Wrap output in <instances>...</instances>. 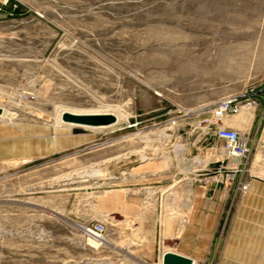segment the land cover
I'll return each instance as SVG.
<instances>
[{
  "label": "rangeland",
  "instance_id": "374dc122",
  "mask_svg": "<svg viewBox=\"0 0 264 264\" xmlns=\"http://www.w3.org/2000/svg\"><path fill=\"white\" fill-rule=\"evenodd\" d=\"M249 88L264 0H0V264H264L263 106L213 112ZM220 126L247 137L233 171Z\"/></svg>",
  "mask_w": 264,
  "mask_h": 264
},
{
  "label": "built area",
  "instance_id": "2783aa9c",
  "mask_svg": "<svg viewBox=\"0 0 264 264\" xmlns=\"http://www.w3.org/2000/svg\"><path fill=\"white\" fill-rule=\"evenodd\" d=\"M264 89H245L234 94H230L222 97L214 108L215 117L220 119L225 114L237 113L242 107L243 101H249L252 103L253 107L259 105V102L262 104L264 109ZM217 137L223 141V151L226 155V158L229 160V165L233 169L238 164H241L243 161H246L249 156V148L247 145V137L245 134L240 133L238 130L233 128L218 127ZM242 188H246L245 185H242ZM84 233L87 236V243L90 247H95L97 244L101 243L104 240V226L101 223H96L92 226L84 228Z\"/></svg>",
  "mask_w": 264,
  "mask_h": 264
},
{
  "label": "water",
  "instance_id": "95a60500",
  "mask_svg": "<svg viewBox=\"0 0 264 264\" xmlns=\"http://www.w3.org/2000/svg\"><path fill=\"white\" fill-rule=\"evenodd\" d=\"M2 109L0 107V113ZM61 120L63 122H71L79 127H97L108 126L116 121L115 115L111 113H71L64 111L61 113ZM162 264H192L190 257L180 255L174 252H166L162 258Z\"/></svg>",
  "mask_w": 264,
  "mask_h": 264
},
{
  "label": "bare ground",
  "instance_id": "6f19581e",
  "mask_svg": "<svg viewBox=\"0 0 264 264\" xmlns=\"http://www.w3.org/2000/svg\"><path fill=\"white\" fill-rule=\"evenodd\" d=\"M68 110L69 112H71V113H90V112H97L99 109H97V110H90V109H88V110H78V109H67V108H64V107H62L60 110H59V114H61L62 113V111L63 110ZM101 110V109H100ZM103 111V110H102ZM101 111V112H102ZM109 111V110H108ZM64 112V111H63ZM104 112V111H103ZM107 112V111H106ZM98 113V112H97ZM115 114V113H114ZM117 116V115H116ZM61 123V122H60ZM54 124H58V121L55 119L54 120ZM64 124V123H63ZM68 124H70V122L68 123ZM73 124V123H72ZM109 126V125H108ZM70 127V126H69ZM87 127H89V126H87ZM101 127V126H100ZM99 128V127H98ZM180 153V152H179ZM161 154H163V153H161ZM168 166V165H167ZM183 170V169H182ZM98 171V169L97 168H94V169H92L91 170V168H90V170L89 171H86V173H88V174H93V173H96ZM84 172V171H83ZM99 172V171H98ZM76 174V173H75ZM97 174V173H96ZM150 190V189H149ZM148 191V190H147ZM150 192H153V190H151ZM175 195V194H174ZM168 246V245H167ZM166 252H172L171 251V249L170 248H167V249H164V251L162 252V254H161V257H160V260H159V264H162V258H163V255H164V253H166ZM192 262V261H191ZM193 264V263H192Z\"/></svg>",
  "mask_w": 264,
  "mask_h": 264
},
{
  "label": "crops",
  "instance_id": "0c3cea01",
  "mask_svg": "<svg viewBox=\"0 0 264 264\" xmlns=\"http://www.w3.org/2000/svg\"><path fill=\"white\" fill-rule=\"evenodd\" d=\"M182 210V216L183 217H185L186 218V221H185V223H184V221H182V228H186L187 227V225H188V223H189V220H188V218H187V216H186V214H188V204L186 203L185 204V208H182L181 209ZM189 227V226H188ZM189 236V230H188V232H186L185 230H183V234H182V241L184 242L185 241V238L186 237H188ZM171 251L172 252H174V253H178V254H180V255H184V256H186V257H188L187 255H185V254H183V253H181V252H177V251H175V250H173V249H171ZM190 260L192 261V263L194 264V260H193V258H190Z\"/></svg>",
  "mask_w": 264,
  "mask_h": 264
}]
</instances>
